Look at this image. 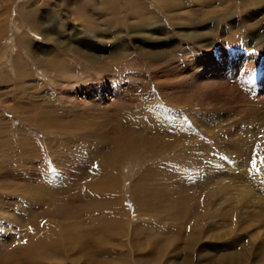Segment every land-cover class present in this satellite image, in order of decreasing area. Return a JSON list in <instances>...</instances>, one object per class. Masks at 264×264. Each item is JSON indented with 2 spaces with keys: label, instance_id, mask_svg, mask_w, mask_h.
<instances>
[{
  "label": "rangeland",
  "instance_id": "rangeland-1",
  "mask_svg": "<svg viewBox=\"0 0 264 264\" xmlns=\"http://www.w3.org/2000/svg\"><path fill=\"white\" fill-rule=\"evenodd\" d=\"M221 53L239 67L201 77ZM263 63L264 0H0V264H264ZM122 121L132 138L113 131ZM231 166L249 182L233 193L258 206L251 222L211 188ZM83 189L74 234L101 229L90 240L104 234L107 251L47 254L73 225L52 212ZM40 203L32 224L23 205Z\"/></svg>",
  "mask_w": 264,
  "mask_h": 264
},
{
  "label": "bare ground",
  "instance_id": "bare-ground-1",
  "mask_svg": "<svg viewBox=\"0 0 264 264\" xmlns=\"http://www.w3.org/2000/svg\"><path fill=\"white\" fill-rule=\"evenodd\" d=\"M250 11V10H249ZM252 12V11H251ZM245 22V21H244ZM249 32V31H248ZM13 40V39H11ZM257 39L254 38L253 41H251L250 43L254 44L256 43ZM13 45V44H12ZM10 47V46H9ZM12 47V46H11ZM247 49V48H246ZM30 50V49H29ZM21 51V50H20ZM119 53L122 54V52L119 50L117 51ZM250 55V54H249ZM219 57V58H218ZM204 58V57H203ZM217 58L219 60H216V61H211L209 64H205L203 66V68L201 69V77L203 76H206L207 75V72L208 70L211 72L210 76H212V79H215L214 77L215 76H218L219 74H222V73H226L227 70L229 69V72L230 71H233L234 68L236 69L237 66L239 67V65L236 64L237 62V59H233V58H228L225 54L221 53V54H218ZM201 59V58H200ZM221 59H223L222 61L223 62V66H221V64L219 63L221 61ZM248 60V57L246 59L244 58H239V63H240V68H244V66H247V63L249 61ZM242 62V63H241ZM120 63V62H119ZM204 64V63H203ZM264 65V63H263ZM219 66V67H217ZM234 67V68H233ZM101 69V68H100ZM99 69V70H100ZM101 71V70H100ZM220 71L219 74H216V72ZM117 72V71H116ZM260 72H262V74H264V69L261 70ZM209 77V76H208ZM206 78V77H205ZM262 78H264V76H262ZM108 79V78H107ZM204 79V78H203ZM217 79V78H216ZM109 83V82H108ZM108 86V85H107ZM112 86V85H111ZM117 85H115L116 87ZM264 86V84H263ZM264 88V87H263ZM105 91V90H104ZM107 91V90H106ZM112 92V91H111ZM262 94V93H261ZM82 102V101H81ZM262 120H264V115H263V118H261ZM75 125V124H74ZM119 126H115L113 131L116 133V135L120 136V139H124V138H132V134L134 132L131 133V135H125V133L127 134L128 132V127L127 125L124 123V121H122V124L119 123L118 124ZM47 126V125H45ZM44 126V127H45ZM54 127V126H53ZM255 127V126H254ZM257 128V126H256ZM44 129H47V130H50L52 132V134H56V132H59L56 128H44ZM255 129V128H254ZM114 133V134H115ZM254 133V132H253ZM65 134V133H64ZM63 136H67V135H62V134H59L57 137L59 139L63 138ZM84 137V136H83ZM82 138V137H81ZM66 139V138H65ZM64 139V140H65ZM85 139V138H84ZM141 140H144V138L141 136L140 137ZM68 140V139H67ZM66 141V140H65ZM151 141H159V137H154L153 139H149L148 142H151ZM161 142L163 143V147L166 148V141H163L161 140ZM69 143V142H68ZM113 143V142H112ZM218 145V144H217ZM40 149V148H39ZM145 149V153H148L150 155V157L152 156H155L156 155H159L161 153H163L164 151H160V150H156L155 148H153L152 146H147L144 148ZM166 151V149H165ZM51 153H53L51 151ZM57 153V152H56ZM70 153V152H69ZM1 154V153H0ZM58 154V153H57ZM107 154L108 153H104V158L102 155H100L103 159L102 161L107 157ZM53 156V154H51ZM55 156V155H54ZM58 156H62V155H59ZM2 158V157H1ZM62 158V157H61ZM137 160H138V157H136ZM204 157H202L203 159ZM140 159L141 161H143V163L147 164L149 163L150 159L145 155H143L142 153L140 154ZM74 162L77 163V162H81L83 160V157L81 156H77L75 157L74 156ZM112 160V159H111ZM93 161V160H92ZM91 161V162H92ZM108 162H110V159H109V156L107 157V161H104L103 163L105 164H108ZM60 163V162H59ZM16 164V163H15ZM102 165V162L100 163ZM111 164V163H110ZM14 166V165H13ZM84 166V165H83ZM232 169H229L228 171H223L221 169H217L215 171V173L212 175L215 177V179H220L219 182L222 183V185H225V190H223L220 186H218L219 182H217V185H211V188L212 189H215L217 190V192L219 193L218 197H217V203L219 205H223L224 206V201L223 199H225L226 201V206H228L230 208V214L233 215V217H238L239 220H245V221H248V222H251V217H252V212H251V208L252 209H257V205L255 204L253 198H249V200H242V199H245V198H248L250 197L249 195L247 194H235L233 193L232 191V187L234 186H239V189L245 193H247V185L249 184L248 182V179H246L244 176H242L240 174V172L236 169H233V166H231ZM78 169H82V166L79 167ZM90 169H94V167H88V170ZM61 171V170H60ZM71 172V171H70ZM74 173V172H73ZM41 175V174H40ZM39 175V176H40ZM52 175V174H51ZM54 175V174H53ZM38 176V173L34 174V173H27V177L30 178V179H33V178H37ZM1 177V176H0ZM25 177V178H27ZM166 177V172L165 173H162L161 174V178L164 179ZM78 181H74V182H78V185L83 187L85 186V184L89 185L90 181L88 182H83L82 180L80 179H77ZM87 181V180H86ZM92 183L96 186V183L95 181L92 179L91 180ZM73 182V180L71 181V183ZM211 183V182H210ZM240 183V184H238ZM39 184V183H38ZM256 184V183H254ZM26 185V184H25ZM24 185V186H25ZM74 185V183H73ZM76 185V184H75ZM93 185V186H94ZM18 187V186H17ZM262 187H264L262 185ZM21 188V187H20ZM39 188V187H37ZM49 188V187H48ZM10 189V188H9ZM62 190V189H61ZM23 191L25 192H31V189L29 188V186H26ZM227 191V192H225ZM53 193V191H51ZM87 190H79L77 192L79 198H76V199H71L69 204L68 205H64L62 207H64L63 209H60V210H56L55 212H52L53 216H56L58 215V217L61 219V221L64 223L65 221H67L69 223V221H73V225L69 228H65L64 230V226H63V230L61 231V234H57V237L60 238L61 236V240L60 239H54L52 238V243H44L42 245H45V246H48V248H51V249H44V251H47V254L49 253H54L56 251V249H63L65 250V252H67L68 254L70 253H73L74 251H77L79 252L80 254H82L85 258V260L87 261V259L89 258V256H87L89 254V250L93 247H96V250L98 251L99 255H98V258L102 257L103 255V251H107L105 250L106 248V245L107 243L104 241L105 240V235L103 234L101 236V239L104 241H98L97 239H95L96 243H94L93 241L90 240V237L92 235H98L101 231V229H98V230H95L93 231L92 233L90 231L87 230V232H81L79 231L78 233L74 234V231H73V228L79 224V222L81 221V218H80V215L82 213V211H88L90 210V208H88V206H90L92 202H89V199L86 197L87 195ZM18 194V192L16 193ZM19 196V195H18ZM22 196V195H21ZM54 196L56 197L55 199L57 198H66V196L63 194V193H55ZM71 196V195H70ZM69 196V197H70ZM68 197V198H69ZM67 198V199H68ZM88 199V200H87ZM19 200V199H18ZM23 200L22 202H20L21 204H23L24 202H28L30 201L31 199H29L26 195V197L22 196V199ZM48 202H52V200H48ZM53 202H56V200H54ZM57 203V202H56ZM2 204V203H1ZM0 204V213L4 216L8 215L10 217L9 214H11V211L8 210L7 208L6 209H3L4 207ZM56 205V204H55ZM59 205V204H58ZM78 205L80 208H78ZM248 205V206H247ZM252 205V206H251ZM23 210L24 212L27 213V215L24 217L26 220H29L30 223L34 224V222H36V220L38 219H41L42 215L41 213H45L47 211V208L46 206L45 207H41V203L39 205H34L35 207L33 209L30 208V205L29 206H25L23 205ZM53 207V206H52ZM11 208V207H10ZM9 208V209H10ZM55 208V207H54ZM263 209V213H264V207H261ZM10 211V212H9ZM192 211V210H191ZM222 213H226L223 209L220 210ZM197 213V212H196ZM188 215H192L190 214V211L186 213V217L181 214L179 215L178 217H175L176 219L179 218L180 222H184L186 219V221H189L190 219V216L187 217ZM197 215V214H196ZM16 216V215H15ZM14 216V217H15ZM13 217V216H12ZM39 217V218H38ZM222 217V216H221ZM186 218V219H185ZM230 218V217H229ZM16 219V217H15ZM43 219V218H42ZM72 219V220H71ZM183 219V220H182ZM200 219V215H199V218ZM197 219V220H198ZM54 220V219H53ZM79 222H78V221ZM77 221V222H75ZM19 223V222H18ZM22 223H24V225L26 223H29L28 221H25V220H22ZM41 223V222H40ZM43 223V221H42ZM48 223H49V220H48ZM71 223V224H72ZM65 224V223H64ZM63 224V225H64ZM67 224V223H66ZM81 224V223H80ZM198 224V223H197ZM127 225V224H126ZM196 225V224H195ZM108 226V225H107ZM196 226H199V225H196ZM60 227V225H59ZM264 227V226H263ZM41 228V226H40ZM197 228V227H196ZM57 229V228H56ZM70 229V230H69ZM40 231V230H39ZM42 231V229H41ZM195 231V230H194ZM44 234V232H43ZM47 234V233H46ZM87 235V236H86ZM85 236L87 237L85 239ZM50 239L48 240L49 242L51 241ZM55 240V242L53 241ZM192 240V239H191ZM58 241V242H56ZM43 242V241H42ZM27 246V245H26ZM55 246V247H53ZM103 246V247H102ZM42 248H46V247H42ZM30 249V248H28ZM32 249V248H31ZM41 252V251H40ZM23 255V253H21ZM74 254V253H73ZM29 257L32 258V255L29 254ZM27 259L28 262H32L34 259ZM189 258V257H188ZM190 259V258H189ZM192 261V260H191ZM34 262V261H33Z\"/></svg>",
  "mask_w": 264,
  "mask_h": 264
},
{
  "label": "snow or ice",
  "instance_id": "snow-or-ice-1",
  "mask_svg": "<svg viewBox=\"0 0 264 264\" xmlns=\"http://www.w3.org/2000/svg\"><path fill=\"white\" fill-rule=\"evenodd\" d=\"M251 164H252V168L256 169L257 161L255 160V158L252 159Z\"/></svg>",
  "mask_w": 264,
  "mask_h": 264
},
{
  "label": "crops",
  "instance_id": "crops-1",
  "mask_svg": "<svg viewBox=\"0 0 264 264\" xmlns=\"http://www.w3.org/2000/svg\"><path fill=\"white\" fill-rule=\"evenodd\" d=\"M255 44V43H254Z\"/></svg>",
  "mask_w": 264,
  "mask_h": 264
}]
</instances>
